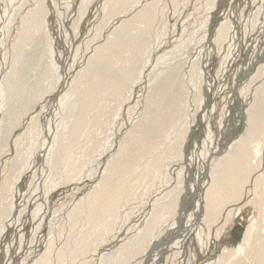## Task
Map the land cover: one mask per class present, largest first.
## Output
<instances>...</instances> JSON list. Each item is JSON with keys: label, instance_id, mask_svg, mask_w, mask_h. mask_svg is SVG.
<instances>
[{"label": "bare ground", "instance_id": "1", "mask_svg": "<svg viewBox=\"0 0 264 264\" xmlns=\"http://www.w3.org/2000/svg\"><path fill=\"white\" fill-rule=\"evenodd\" d=\"M13 1L0 0V154L9 153V142L11 134L14 133L13 131L21 125L25 116L37 108L40 101H43L44 96L51 94L53 90L56 91V86L62 80L60 74L61 59L56 52V37L53 35L50 26H48L49 7L45 0H37L35 2L36 7L34 6L35 9L23 17L19 31L20 35H18L15 43H12L13 51L11 53L13 52V55L10 64H8L7 56L11 54L6 56L5 47L8 46L6 44L8 43L7 40L10 39L13 29H11L12 24L17 19L16 17V19H13L16 10L13 9V14H11V3L16 2ZM51 1L53 2V0ZM142 1L111 0L107 3L108 5H104L107 12L110 9V13L105 19L106 26L115 18L122 17L124 20H119V25L109 34L107 41L96 48L95 54L88 60L87 67L81 70L69 85H65L66 89L60 92L53 108L47 109V105L42 106L41 111L37 112V116L31 119L35 122L34 125L30 124L34 126L33 130L35 129L32 131V136L44 135L46 137L39 148L33 149L38 153L34 164L41 165L45 171L48 170L51 177L59 173L63 166L78 169L79 166H76L80 162H84L85 156H87V152H83V150L87 149L90 144V140L86 137L88 135L87 130L93 128L106 115L110 104L116 103L120 107L122 99H125L124 94L128 93L130 99L134 86L140 84L146 76L149 78V92L146 96L147 100H145L146 108H144L146 111L143 110L146 112H143L145 114H143L144 118L143 116L140 117V121L135 123L137 125L126 134L128 136L127 140L125 137L124 144L120 140L122 145L120 144V150L115 155V162L107 164L104 176L93 191L73 207L74 211L72 210L71 214L69 212L70 215L67 214L69 218H66V222L70 227L68 231L66 230L69 236L66 234L65 238L67 236L69 241L64 240V244L68 243L67 245L70 247L71 239H76L75 242H71L74 243L73 245L70 244L74 251L70 252L72 258L67 247L68 256L71 260L75 257H77L75 258L77 260L80 256L84 257L89 253L95 254L98 252L97 264H131L138 258L141 260L138 261L139 263L136 262L137 264H156L157 258H160L165 252L183 253L184 244L192 235H195V239L205 249L209 246L212 225L220 219L221 213L228 204H234V202L241 200L244 187L249 183L253 173L261 166V146L264 144V81L259 83V80L264 77V58L258 60L250 58L246 69L239 68L242 77H238L240 83L247 80L246 84L248 85L243 133L236 138H232L224 149L217 152V160H211L212 156L204 157L208 166V173H206L204 167L200 169L193 168L192 162L187 167L182 166L180 171L178 170L175 187L166 190L167 186L170 188L172 186L168 182L169 180L166 181V189L163 190L162 196L153 200L148 217L126 230L127 233L125 232L122 237L121 244H118L119 247L116 244V248L101 249V244L113 234L115 223H117L115 218L120 214L121 208L134 200L135 193L140 191L137 187L145 182L149 183V180L154 178L152 175H155V171L162 166L164 160L174 155L180 159L182 158L180 145L183 136L186 135L184 129L188 130L189 124L186 123H191L193 120V118L188 120V115L191 114L194 117L204 106L205 96L203 93H209L215 80L221 84L226 78L230 64L229 58L238 48L235 45L236 37L233 36L228 54L221 59L216 74H214V76L216 75L215 79L210 77L208 71L209 59L213 52L206 47L198 53L196 59H193L188 67L185 64L187 61L176 63L175 66L172 64V62H176L173 60L177 59L175 49L164 55L162 54L155 64H152L153 51L151 50L152 44L149 41V32L157 18L156 8L159 1H147L144 5H142ZM90 2L91 0L82 2L80 7L81 16L74 23L75 32L78 31L80 21L85 15ZM18 5L20 4L18 3ZM243 6L241 5L242 8ZM261 18V9H257L253 15L251 14V19H249L248 26H246V36H249L261 23ZM59 26L60 24L56 25L57 30ZM229 29H231L229 25L222 24L214 37V41L217 42L225 38ZM3 50V55H1ZM7 54H9V51ZM170 63L173 66L169 67ZM146 71H149V73L145 76ZM53 78L55 80L51 82ZM152 78L155 81L151 82ZM255 83H259V85L253 87ZM116 112V110L113 112V118L117 116ZM31 126H29L30 129ZM30 129H26L22 136H26V131H30ZM172 130L176 131L172 132ZM223 132L226 134L225 128H223ZM173 133L175 136H173ZM20 137L16 140V144ZM171 137H174L173 145L169 143ZM24 138L22 137V139ZM28 139L30 138L28 137L27 141ZM176 147L178 148L177 151ZM24 150L30 152L29 148ZM34 154L31 156L33 157ZM14 158V161L10 163L9 173L0 188V236L8 228L9 224L7 222L12 220H18L19 222V219L27 214L29 200L24 202L26 206L23 209H19L20 204L19 206L16 205L14 198L11 196V185L14 183V177H17V180L20 181L25 175L27 167H25V157L22 151L18 149V153ZM145 160L148 161L145 162ZM6 165H8V162ZM6 168L7 166L3 169L4 172L7 170ZM138 170L140 173H138ZM91 173L93 174V172ZM34 176L32 175V177ZM206 176L210 177L211 182L205 192L203 205L201 206L198 203L195 210L185 213L186 220L181 224L180 236L172 243L163 241L157 246L154 245L158 242L157 240L162 238L168 227L176 225L174 218L176 213L181 210L182 204L187 199L197 195V190L203 186L202 183ZM132 178L136 181L133 187L137 191L135 189L136 192L134 193L130 191L133 190V187L131 186V189L129 185ZM34 180L35 178L33 182ZM57 181L59 180L57 179ZM131 182L133 183V180ZM254 182L253 190L256 192L264 185V174L258 176ZM50 187L51 185L44 189ZM36 188L34 187V191L38 189ZM47 190H45L46 193L44 192L46 197L52 192L51 188L48 192ZM32 195L34 194L32 193ZM39 209L40 206L36 210L34 209L33 217L39 214ZM198 211H202L203 215L197 225ZM231 213L232 211L229 210L223 226L217 229L216 238L221 235L222 230L230 222ZM214 220L215 222H213ZM252 234L253 226L247 230L240 243L232 248H224L223 254L216 264H245L244 261L251 254ZM51 240L54 242L53 238ZM67 248L66 250L60 248L63 251H60L58 259L55 258L57 262H54L62 264L66 260L68 257L66 254ZM10 249L11 247L5 252L7 253L6 256ZM51 250L54 249H46L37 264H50L49 258L51 256L49 257V254ZM205 264H213V261H206ZM254 264H264V236L258 239Z\"/></svg>", "mask_w": 264, "mask_h": 264}, {"label": "rangeland", "instance_id": "2", "mask_svg": "<svg viewBox=\"0 0 264 264\" xmlns=\"http://www.w3.org/2000/svg\"><path fill=\"white\" fill-rule=\"evenodd\" d=\"M14 1L13 4L11 3L12 7H10L12 11L11 14H13L14 10L19 13L15 12L13 14V19L15 17L17 19L15 18L16 22H13L12 24L11 29H13L9 37L10 39L7 40L8 43L6 44L8 46L5 47V51L7 53L9 51V54L6 53V56L11 54L10 56H7L8 64H10L11 56L13 55V52L11 53V51H13L12 45L17 40L18 35H20L19 31L22 19L28 14V12L35 9V2L37 0ZM147 1L150 2L154 0H143L142 5ZM156 1H159L156 8L157 18L149 32V41L152 44L151 50L153 51L151 57L152 64H155L158 57L162 56V54L164 55L175 49L174 51H176L177 54L180 53L178 54L180 56L176 54L177 59L174 56L175 59L173 60L176 62H172V64L175 66L177 65L176 63H184L187 61L185 64L188 67L193 62V59H196L198 53L206 47L213 52V55L209 59L208 71L210 77L215 79L216 75L214 76V74H216L221 59L224 55L228 54V48L232 43L233 36L236 37L235 45L238 48L232 55L230 53V64L227 69L226 78L221 84L215 80L209 93H203L205 96L204 106L194 115V117L191 116V114L188 115V120L191 118H193V120L191 123H186L189 124L188 130L186 128L184 129L186 130V135L183 136L182 144L180 145L181 154H183L182 158L180 159L178 156L174 155L164 160L162 166L155 171L156 173L154 172L155 175H152L154 178L149 180L150 184L145 182L143 183L144 185L141 184L137 187L140 191H137V189L133 187L136 184L135 177H133L135 180L132 178L129 181L130 187H133V190L130 191H133V193L137 191L138 193L140 192V194L135 193V199L132 201L130 200L131 202L129 201V204L121 208L119 212L120 214L117 216L118 219L115 218L117 223H115L113 234L101 244V249L116 248L118 244H121V239L127 229L134 224H139V221L142 222L148 217V213L151 212V205L154 202L153 200L162 196L163 190L166 189V181L169 180L168 182L172 185L171 188L167 186L166 190L175 187L177 174L182 166L187 167L189 166V163L192 162L193 168L200 169L204 167V169L206 168V173H208V166L205 163L204 157L212 156L213 158L211 160H217V152L224 149L226 144H228L232 138H236L243 133L244 108L246 105V95L248 94V85L246 84L247 80H243L241 83L239 82L238 77H242L239 68L246 69L250 58L254 60L264 58V0ZM45 2H47V6L49 7V16L47 18L48 26H50L53 35L56 37V52L61 59L60 74L62 80L61 83L56 86V91L53 90L51 94H46L47 96H44L43 101H40L37 108L25 116L26 118L24 117V120L22 119L21 125L13 131L14 133L11 134L9 142V153L5 152L0 154L1 188L3 184L2 182H4L9 173V168L11 167L10 163L14 161L18 149L23 152L26 164L25 167L27 166L25 169L26 173L20 181L17 180V177H14V183L11 185V196L14 198L16 205L19 206L20 204L19 209H23L24 206H26V203L24 204V202L29 200L27 203V214L19 219L21 222H18V220L7 222L9 224H7V229L9 230L6 229L4 234L0 236V264H37V261L43 253H45L46 249H54L51 250V253L49 254V257L51 256L52 258H49L50 264H55L57 262L56 260L58 259L60 251L64 246L65 250L68 247V243L64 244L66 240L67 242L69 241V238L67 239V236H69L67 231L70 226L67 224L68 222H66V218L72 213V210L74 209L73 207H75L81 199H84L90 194L94 187L101 181L106 170L105 168H107V164L113 161L115 162L116 159L114 160V158L120 150V144L122 145V142L123 144L125 143V137L127 140L128 135L126 134L137 125H135V123H138L137 121H140V117L142 118L143 114L146 113L144 112L146 111V109H144L146 108L145 100H147L146 96L149 92V78H147L146 75H148L149 71L145 72L146 77L140 82V84L134 86L133 94L130 96V99L128 93H125V99H122L121 101L123 105L121 104V106L118 107L119 104H110L107 108L106 115L93 128L91 127L87 130L88 135L86 137L90 140V148L88 147L83 150V152H87L84 162H80L77 166L75 165L76 167L79 166L78 169L82 166L79 171L77 168L75 169V167L63 166L59 173L51 177L48 170L45 171L41 165L34 164L38 154L37 151L34 150L42 145V142L46 137L44 135H38L37 137L34 136L35 138L32 136V131L35 129L33 130L34 126H31L30 124L32 123L34 125L35 122L31 121V119L37 116V112L39 113L41 111L42 106L47 105V109L53 108L60 92L65 90L67 84L69 85L75 79L76 75L87 67L86 65H88L89 58L95 54L97 47L103 45L107 41L109 34L119 25V20H124L122 17H118L111 20L112 22L110 21L106 26L105 19L108 17L110 9L107 12L104 5L111 2V0H91L85 15L80 21L79 29L75 32L74 23L81 16L80 7L84 0H53V2L51 0H45ZM18 3L20 5H18ZM54 4H56V7ZM241 5H244L243 8ZM17 8L20 9L17 10ZM257 9H261L262 11L261 23L257 25L255 30H253L249 36H246L247 33L245 31H247V22L250 21L251 14L253 15ZM254 10L256 11L254 12ZM132 11L136 12L135 10ZM57 24H60L58 30L56 27ZM222 24L229 25L231 29H229L225 38L216 42L214 41V37ZM205 37L206 39H204ZM178 45H181V48ZM176 49H179L180 51H177ZM3 52L4 50L1 52V55H3ZM172 64L170 63L169 67L173 66ZM253 71L255 72L254 69ZM238 73L240 74L238 75ZM54 80L55 78L51 79V82ZM153 81L155 80L152 78L151 82ZM260 81L263 82L264 77L259 80V83ZM259 83H255L253 87H257ZM50 89H52V87H50ZM115 110L117 111V116L113 118L112 115ZM29 126L32 127V130ZM223 128H225L226 134H224ZM26 129H30L31 132L27 130L26 136H22ZM174 131L176 130H172V132ZM173 136H175L174 133ZM18 137L20 138L16 144L15 142ZM22 137L25 138L22 139ZM26 137H29L30 139L27 141ZM171 138L169 143L173 145L174 137ZM120 140H122V142ZM17 145H20L19 148ZM263 145L261 146L260 168L253 173L249 183L244 187L241 200L234 202V204H228L223 213H221V220L219 219L212 225L209 246L204 249L202 244L195 239V235H192L186 240L183 253L177 254L175 251L165 252L160 258H157L156 264H205L206 261L208 262L209 260L211 262L213 261V264H216L221 258L224 248H232L240 243L247 230L249 228L251 229L252 226L253 245L251 247V254L248 255L249 259L246 258L247 260L244 261V263L254 264L258 239L264 236V185H262L256 192L253 190L255 179L264 174ZM23 146H25L26 149L29 148L31 153L28 152V150H24L25 148H23ZM177 150L178 148L176 147V151ZM33 152L36 153L34 154ZM27 153L30 155H26ZM32 154H34V158L31 156ZM28 156H30L29 160ZM147 161L148 160H145V162ZM7 162L8 165H6ZM6 166L7 170H5V172H7L5 173L3 169H5ZM91 172H93V174ZM138 173H140V171ZM75 174H77V177ZM32 175H35L37 178L35 176L32 177ZM74 176L77 179H75ZM34 178V182L37 186L33 182ZM72 178L74 179L72 180ZM57 179L59 181H57ZM132 180L133 183L131 182ZM43 182H45L44 184L48 182V185H44ZM210 182V177L206 176L202 183L203 186L199 187L197 190V195L187 199V201L182 204L181 210L176 213L174 217L176 225L168 227L162 238L157 240L158 242L154 245L157 246L163 241L172 243L180 236L181 224L186 220L185 213L190 210H195L198 203L201 204V206L203 205L205 192L208 189ZM49 185H51L50 188L52 192L50 193L51 195L48 194L46 197L45 190L48 188H44ZM33 186L38 188H36V192L34 191ZM31 195L32 197L30 198ZM38 206H40L41 210L39 209V214H37L35 218L33 217V212ZM229 210L232 211L231 220L222 230L221 235L216 238V231L223 226ZM67 214L69 215L67 216ZM128 214L131 215L129 216ZM202 215V211H198L197 225L200 223ZM213 222H215V220ZM52 229L55 231L54 233ZM66 234L67 236L65 238ZM52 238L54 242H52ZM61 240L65 241L62 242ZM75 240L76 239H71L70 244L73 245L74 243L71 242H75ZM70 244V247L68 248L71 257L72 255L70 252L73 251V247ZM7 246L8 248L11 247L10 252L7 255L9 257H7V253H5L8 249ZM60 248L62 249L60 250ZM68 248L66 251L67 256ZM98 254V252L95 254L89 253V255L87 254L84 257L80 256L77 260L75 259L77 257L71 260L72 257L70 258L68 256L63 263L97 264L99 259ZM68 258L72 263L70 260H67ZM140 260L141 259L138 258L131 264H137Z\"/></svg>", "mask_w": 264, "mask_h": 264}]
</instances>
